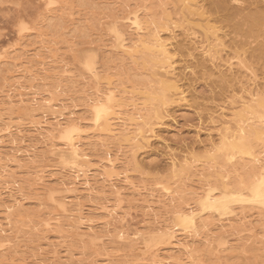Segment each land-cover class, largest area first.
I'll list each match as a JSON object with an SVG mask.
<instances>
[{
  "label": "rangeland",
  "instance_id": "1",
  "mask_svg": "<svg viewBox=\"0 0 264 264\" xmlns=\"http://www.w3.org/2000/svg\"><path fill=\"white\" fill-rule=\"evenodd\" d=\"M49 1L0 0V264H264V0Z\"/></svg>",
  "mask_w": 264,
  "mask_h": 264
},
{
  "label": "bare ground",
  "instance_id": "2",
  "mask_svg": "<svg viewBox=\"0 0 264 264\" xmlns=\"http://www.w3.org/2000/svg\"><path fill=\"white\" fill-rule=\"evenodd\" d=\"M52 1V0H51ZM48 2H50L49 0H48ZM51 3V2H50ZM193 27H194V25H192ZM203 32V31H202ZM155 45H154V47H156V48H158V47H160V45L158 44V43H154ZM141 51V50H140ZM161 51V50H160ZM161 53H162V51H161ZM166 53H167V51H166ZM142 55V54H141ZM179 86V85H178ZM99 105H101V104H98V103H95V104H93V106H92V108L93 109H99L98 110V112L100 111L101 112V110H104L105 108L103 107V106H99ZM105 111H108V110H105ZM100 112L98 113V115L100 114ZM100 117V116H99ZM98 118V117H97ZM98 120V119H97ZM97 120H96V122H97ZM226 129H228V128H226ZM78 129L75 127V126H72V125H68V126H66L65 128H63L62 130H61V137L65 140V142H66V144L72 149V153L75 155V156H78V153H77V150L75 149L76 148V143H77V141H75V139H74V137H73V132H76ZM235 132H234V131ZM231 132H230V134H228V137L227 138H238V139H240V138H244L245 137V130H244V124L243 123H237L236 125H235V128L233 129ZM154 131V130H153ZM226 132H228L227 130H226ZM234 132V133H233ZM252 132H253V130H252ZM255 134V133H254ZM233 146H234V144H233ZM242 148V147H241ZM243 149V148H242ZM242 153H243V151H242ZM199 167V166H198ZM88 181V180H87ZM262 187H259L255 192H254V198H260V200L261 201H264V179H263V182H262ZM209 207H211V205L209 206ZM194 217H195V214H193V213H191V214H189V215H187V216H179V217H177V221L178 222H180V223H187V222H192L193 220H194ZM195 221V220H194ZM184 227V226H183ZM186 227V226H185Z\"/></svg>",
  "mask_w": 264,
  "mask_h": 264
}]
</instances>
